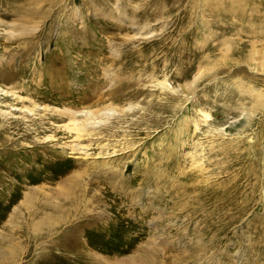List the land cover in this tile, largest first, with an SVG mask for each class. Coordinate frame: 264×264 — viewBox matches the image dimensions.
I'll return each mask as SVG.
<instances>
[{"label":"rangeland","instance_id":"374dc122","mask_svg":"<svg viewBox=\"0 0 264 264\" xmlns=\"http://www.w3.org/2000/svg\"><path fill=\"white\" fill-rule=\"evenodd\" d=\"M0 88V264H264V0H0Z\"/></svg>","mask_w":264,"mask_h":264},{"label":"bare ground","instance_id":"6f19581e","mask_svg":"<svg viewBox=\"0 0 264 264\" xmlns=\"http://www.w3.org/2000/svg\"><path fill=\"white\" fill-rule=\"evenodd\" d=\"M0 91L3 93V94H6V95H8V94H10V95H12V93L13 92H9V91H6V90H3V89H1L0 88ZM87 113V112H86ZM73 114V113H72ZM72 114H71V116H72ZM76 122H74V128L76 129V131L77 130H82L83 128H84V126H82L81 128H78V127H76ZM78 125V124H77ZM69 182H71V180L69 181ZM144 249V248H143ZM131 258V257H130ZM126 260V259H125ZM126 261H129V260H126ZM126 261L124 262V261H122V262H124L123 264H128V263H126ZM133 264H135V263H133ZM140 264V263H139Z\"/></svg>","mask_w":264,"mask_h":264}]
</instances>
